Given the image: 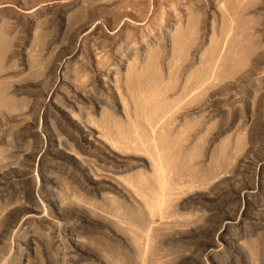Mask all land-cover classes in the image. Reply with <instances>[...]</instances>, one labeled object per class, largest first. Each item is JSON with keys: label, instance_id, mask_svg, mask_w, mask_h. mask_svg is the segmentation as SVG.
Here are the masks:
<instances>
[{"label": "rangeland", "instance_id": "rangeland-1", "mask_svg": "<svg viewBox=\"0 0 264 264\" xmlns=\"http://www.w3.org/2000/svg\"><path fill=\"white\" fill-rule=\"evenodd\" d=\"M0 264H264V0H0Z\"/></svg>", "mask_w": 264, "mask_h": 264}, {"label": "bare ground", "instance_id": "bare-ground-1", "mask_svg": "<svg viewBox=\"0 0 264 264\" xmlns=\"http://www.w3.org/2000/svg\"><path fill=\"white\" fill-rule=\"evenodd\" d=\"M228 85V84H227ZM161 158H163V157H161ZM160 161V160H159ZM166 162V161H165ZM160 163V162H159ZM162 170V169H161ZM164 177V176H163Z\"/></svg>", "mask_w": 264, "mask_h": 264}]
</instances>
